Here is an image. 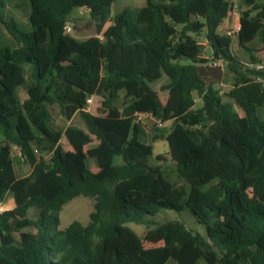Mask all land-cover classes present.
I'll return each instance as SVG.
<instances>
[{
	"label": "trees",
	"instance_id": "obj_1",
	"mask_svg": "<svg viewBox=\"0 0 264 264\" xmlns=\"http://www.w3.org/2000/svg\"><path fill=\"white\" fill-rule=\"evenodd\" d=\"M12 1L29 11L26 26L7 15ZM114 1L0 0L7 33L0 32V202L10 194L14 203L0 213V264H264V120L256 115L264 106V71L244 69L232 40L217 33L229 4L145 0L111 15ZM241 5L238 46L244 61L257 62L264 0ZM84 7L96 35L78 40L64 26ZM108 22L116 32L100 39ZM200 33L231 74L226 96L241 115L212 88L223 73L201 57ZM162 78L164 103L151 88ZM91 96L101 98L100 114L82 110ZM55 101L85 129H54L48 106ZM136 114H150L153 129ZM62 134L71 155L59 144ZM159 139L182 185L149 163ZM93 140L97 172L82 154ZM10 145L20 148L28 175L14 177ZM78 196L93 200L88 223L59 230L62 207ZM165 210H188L204 234L178 220L151 219ZM130 224L146 228L143 240ZM28 228L17 242L14 234Z\"/></svg>",
	"mask_w": 264,
	"mask_h": 264
},
{
	"label": "rangeland",
	"instance_id": "obj_2",
	"mask_svg": "<svg viewBox=\"0 0 264 264\" xmlns=\"http://www.w3.org/2000/svg\"><path fill=\"white\" fill-rule=\"evenodd\" d=\"M139 4L140 2L137 1L136 3L134 2V4H131L130 7L138 8ZM122 9H123L122 5L113 4L111 8V15L120 12ZM243 9L244 7L240 5V10ZM28 13L29 11H27L25 5L18 1H12L7 7V15L12 16L24 26H26L27 24ZM68 22L72 23V29H73L70 35L77 38L78 40H84L87 39L88 37L96 35L94 23L91 21L88 14L79 16L78 11L74 9L68 17ZM0 32L2 34V38L7 36V33L4 30V28H2V26L0 27ZM115 32L116 30L114 28L113 23L108 22L103 28L100 37H105ZM231 50L233 54L236 55L239 59L247 60L246 55L242 52L241 49H239L237 40H232ZM201 57L210 61V59H212L210 48L203 49L201 53ZM257 59L260 61H264V50L258 52ZM183 63H187V61H183ZM222 73H223V77L221 78V82L218 84H214L212 88L219 93L224 103H228L234 107L232 101L226 96V94L229 93V91L232 88L231 74L227 70L222 71ZM163 80L164 78H162L160 81L156 83L151 84L152 90L156 92L162 103L165 102L167 97V92L160 90V86ZM26 91L27 89L25 85L17 88L15 97L19 102H22L26 97ZM194 97L196 101V107L200 106L201 100L196 95ZM122 101H123V93H120V97L118 101L115 103V105L117 107H121ZM100 108H101V98L94 97L89 113L94 115L100 114L99 112ZM48 110L51 115V123L54 129H59L63 131L68 125H74L76 127L85 129L84 124L78 114L73 115L69 120L66 119L64 110L58 102L55 101L53 104L49 105ZM237 111L241 114L239 109H237ZM256 115L258 116V118L264 120V106L258 107L256 109ZM138 121L145 128H147V130L151 131L154 127L153 122L148 121V119L143 116L138 118L137 122ZM168 126L169 124L165 125L164 127H168ZM59 144L61 145V148L67 155L72 154L73 152L72 148L70 147L69 143L67 142L63 134L61 136ZM96 145H97V141L93 140V142L88 147H86L82 152L83 156L86 158L88 162L89 168L93 172H97V169L93 162V157L95 156V152H96L95 151ZM152 146H153V155L150 158L149 163L152 166L159 167L160 170L167 176V178L173 185L175 186L182 185L183 182L179 178L176 172L175 163L172 161L169 155L167 142L164 139H159L153 142ZM45 158L47 159L48 157L46 156ZM12 169H13L14 177L16 178L28 175L31 170L28 164H26L25 162H20L19 160H17V158L13 159ZM35 186H37V184ZM8 201L11 202L10 194L6 198L7 205L5 210L10 208V202L8 203ZM92 211H93V200L84 196H78L74 198L73 200H71L62 207L59 214L58 229L64 230L67 226H69L72 222L75 221L81 223L82 225H86L89 221V214ZM151 219H153L158 223H163L168 220H178L183 222L186 225V227L192 231H197L200 232L201 234H204L205 232V227L203 225L198 224L194 216L188 210H184L182 212L165 210V211H161ZM130 227L142 240L144 239V234L146 231V228L144 226L130 224ZM31 231L33 230L28 228V229H24L19 233H15L14 236L17 239L16 241L18 242L21 239L24 232H31ZM144 245L145 247L157 246L146 242H144ZM167 264H174V263L170 261Z\"/></svg>",
	"mask_w": 264,
	"mask_h": 264
},
{
	"label": "built area",
	"instance_id": "obj_3",
	"mask_svg": "<svg viewBox=\"0 0 264 264\" xmlns=\"http://www.w3.org/2000/svg\"><path fill=\"white\" fill-rule=\"evenodd\" d=\"M226 1L230 7L227 16L231 17L232 22L229 25V27H227L224 30L223 35L227 36L231 40H237L239 31H240L239 18H240V12H241L240 10L241 0H226ZM76 10L78 11L79 16L88 14V9L86 7L78 8ZM64 30L66 33H71L73 30L72 25L66 24L64 26ZM100 39H103V37H100ZM195 39H196V45L201 50V53L203 49L209 48L208 43L205 39V35L203 33L196 35ZM208 63L212 67H219L222 71L226 70V65L222 59H210ZM241 64L244 69H247L250 71H264V61L251 62V61L241 60ZM93 99L94 97L91 96L85 100V104L82 109L84 112H89L90 107L93 103ZM194 107L197 108L196 101H195ZM141 116L147 118L148 121L154 120L150 114H136V122H137V119L140 118ZM158 126H162L161 123H158ZM31 149L36 158L40 157L39 147L35 142L31 144ZM10 151H11V156L13 159L17 158V160H19L20 162H25L24 156L22 155L21 150L18 146L10 145ZM5 202H6V199L5 201L0 202V213L4 211Z\"/></svg>",
	"mask_w": 264,
	"mask_h": 264
},
{
	"label": "crops",
	"instance_id": "obj_4",
	"mask_svg": "<svg viewBox=\"0 0 264 264\" xmlns=\"http://www.w3.org/2000/svg\"><path fill=\"white\" fill-rule=\"evenodd\" d=\"M137 1L140 2V4L138 5V8H140V7H142V6L145 5V0H115V1H114V4H118V5L120 4V5L123 6V8H125V7H130L131 4H134V2L136 3ZM130 8H132V7H130ZM231 22H232L231 17H228V16H227V17L222 21L221 25L218 27L217 33H218L219 35H223L224 30H225L227 27H229V25L231 24ZM259 51H261V50H259ZM259 51H258V52H259ZM258 52L254 54L256 58H258ZM227 98H228V97H227ZM235 109H236V107H235ZM236 110H237V109H236ZM239 114H240V113H239ZM240 115H241V114H240ZM6 198H7V197H6ZM9 202H10V201H8V203H9ZM6 205H7V202H5V205H4V211H5ZM13 206H14L13 198L11 197V202H10V208H9V209L13 208ZM6 210H8V209H6Z\"/></svg>",
	"mask_w": 264,
	"mask_h": 264
}]
</instances>
